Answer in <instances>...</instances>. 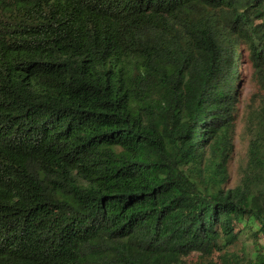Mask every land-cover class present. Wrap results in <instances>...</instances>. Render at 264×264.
Instances as JSON below:
<instances>
[{
  "label": "trees",
  "instance_id": "obj_1",
  "mask_svg": "<svg viewBox=\"0 0 264 264\" xmlns=\"http://www.w3.org/2000/svg\"><path fill=\"white\" fill-rule=\"evenodd\" d=\"M263 234L264 0H0V264H249Z\"/></svg>",
  "mask_w": 264,
  "mask_h": 264
},
{
  "label": "rangeland",
  "instance_id": "obj_2",
  "mask_svg": "<svg viewBox=\"0 0 264 264\" xmlns=\"http://www.w3.org/2000/svg\"><path fill=\"white\" fill-rule=\"evenodd\" d=\"M244 84L241 89V107H243L244 101L254 91V85L250 80L251 68L250 66L244 67ZM247 144L248 137L245 131V125L243 121H240L237 126V132L235 137V150L234 158L230 165V180L229 186H234L239 180V173L247 162ZM244 251L249 255V264H264V234L257 239H247L245 241ZM238 264H246L242 251H239Z\"/></svg>",
  "mask_w": 264,
  "mask_h": 264
}]
</instances>
